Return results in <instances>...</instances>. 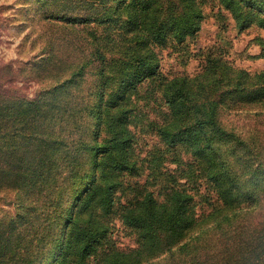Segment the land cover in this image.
Here are the masks:
<instances>
[{
    "label": "rangeland",
    "instance_id": "rangeland-1",
    "mask_svg": "<svg viewBox=\"0 0 264 264\" xmlns=\"http://www.w3.org/2000/svg\"><path fill=\"white\" fill-rule=\"evenodd\" d=\"M136 1L0 0V89L13 79L16 88L11 91L31 101L38 102L56 93L67 101L58 112L57 107L56 111H50V106L47 113L42 112L39 131L44 136L39 135V143L33 126L14 136L21 151L31 158V180H34L30 192L10 179L0 181V231L9 237L3 239L10 242L12 253L7 257L14 264L24 256L28 262L31 259V264H55L52 259L48 260L55 239L57 245L60 235L70 228L72 218L86 204V197L97 181L96 162L103 153L92 148L112 140L116 128L109 127L107 119L125 112L130 105H121L122 81L128 74L125 79L128 86L136 80L134 64L139 56L132 57L135 41L139 40L135 38L138 31L133 27ZM150 1L172 18H178L183 29L187 22L198 24L186 31L180 43L175 40L176 30L180 31L178 26L169 30L166 45L154 46L158 70L168 78L200 77L193 83L194 87L202 80L210 87L213 80L222 78L223 83L212 91L214 97L221 99L219 120L242 140L235 147L230 142L216 143L218 151L210 154L214 161L222 162L215 166L228 168L219 184L224 198L217 201V195L211 194L214 199L210 203L225 204L227 208L264 204V99L252 98L264 87V78L259 77L264 74V24L259 22V17L264 16L256 15L260 14L259 10L264 11V6L256 4L249 13V8L233 4L230 9L221 5L220 0ZM199 9L202 17L191 20ZM96 48L106 58H87L92 61L82 67ZM209 58H216L215 61L231 71L222 72L221 77L219 72L205 74ZM240 70L252 75L245 83L249 87L233 90L227 80L230 77L235 80ZM65 80L68 82L61 85ZM131 106L136 107L133 113H144H140L139 124H129L130 131L138 137L135 140L138 171L121 173L122 183L110 196L114 204L133 200L136 192L132 190H138L134 188L136 182L145 185L160 200L168 188L183 184L186 191L195 195L194 203L210 204L201 196L211 186L206 177L197 176L192 167H178L177 155L167 151L156 128L148 126L150 120L163 119L160 106L145 97H135ZM116 119L119 118L116 116ZM174 119L169 123L184 124L187 120L181 116ZM30 133L31 138L27 140L19 138L20 134L29 136ZM8 154L2 153L1 163L8 161ZM42 163L44 171L38 174L36 167ZM255 169L259 176L253 174ZM87 173L90 179L80 184L79 177ZM113 180L116 177L111 174L110 182ZM207 212H211L209 205ZM114 219L117 227L111 230L112 240L124 250L134 248V235L123 227L121 215L118 213ZM213 221L210 218L201 224L211 222L214 226ZM6 228L13 232H7ZM207 235L212 237L213 232ZM28 247L30 251L26 253Z\"/></svg>",
    "mask_w": 264,
    "mask_h": 264
},
{
    "label": "trees",
    "instance_id": "trees-1",
    "mask_svg": "<svg viewBox=\"0 0 264 264\" xmlns=\"http://www.w3.org/2000/svg\"><path fill=\"white\" fill-rule=\"evenodd\" d=\"M135 4L137 14L133 27L138 31L135 38L139 40L135 41V54L132 57L135 59L136 55L139 56L134 64L137 71L136 80L134 85L128 86L125 81L129 77L128 74L122 81L124 94L121 95V105H130L128 109L125 108V112L107 119V125L114 126L116 132L112 140L100 144L98 148H92L93 151L99 149L103 153L96 162L99 168L97 181L90 190V195L86 197V204L79 209L77 216L72 218L70 228L60 235L57 245L55 239L48 260L52 259L55 264H264V204H244L227 208L225 204L210 203L214 199L211 194L217 195V201L221 200V197L224 198L220 185L224 175L228 173L226 166H215L222 162L214 161L210 154L218 151V143L230 142L235 147L242 141L238 134L228 130L219 120L221 99L214 97L212 91L218 84L223 83L222 78L213 80L210 87L203 84V80L194 87L193 83L200 77H166L158 70L154 46L166 45L169 30L178 29L180 22L178 18H172L168 12L154 6L150 0H137ZM220 4L227 5L230 9L233 4H237L242 6V9L249 8L251 13L256 4L264 6V0H220ZM259 13L256 15L264 16L263 10H259ZM201 17L199 9L191 20ZM259 22L264 24V17H259ZM197 25L192 21L187 22L186 29L180 25V31L175 32V40L178 43L183 41L186 31L195 29ZM96 56L106 58L104 53L96 48L86 57L82 67L92 61L87 58L94 59ZM215 60L216 58H209L210 65L206 67L205 74L213 75L219 72L221 77L222 72L231 71L228 66ZM133 75L132 72L130 76ZM109 76L108 72V78ZM259 77L264 78V74ZM250 78L252 75L240 70L235 80L231 77L227 80V85H231L233 90L246 89L249 86L245 83ZM67 82L68 80H65L61 85ZM15 88L16 83L12 79L0 89V181L10 179L20 188L30 192L34 182L31 180V158L28 159L21 151L14 136L19 131L33 126L37 131L35 134L39 143V135L44 136L39 131L42 112H46L49 106L50 111H56L57 107L58 112L67 101L56 93L49 94L47 100L41 98L35 102L11 91ZM207 88L205 93H201V90ZM256 93L252 98L264 99V87L259 88ZM135 97H145L148 101H154V105L160 106L163 119L150 120L148 126L156 128L162 142L168 147L167 151L177 155L178 167H192L197 176L206 177L207 183L211 185L210 189L202 194L197 192L210 204L194 203L195 195L186 191L183 184L168 188L164 198L160 200L158 195L148 191L145 185L136 182L134 188L138 190H132L136 192L133 200L126 204H114V200L110 199L111 192L122 183L121 173L138 171L139 155L135 148V140H138V137L130 131L129 124H139L142 121L140 113H144H133L136 107L131 105ZM56 100L58 104L53 102ZM29 105L36 108L27 109ZM34 112L36 113L33 114ZM178 116L186 117V122L169 123L170 120L176 121L174 118ZM44 129L47 131V128ZM20 137L27 140L31 138V133L29 136L20 134ZM6 152L9 153L6 155L9 157L8 161L1 163L2 153ZM43 160L44 158L40 159L38 163ZM44 167V163L39 164L36 173L40 174ZM111 174L116 177L113 182H110ZM253 174L259 176L256 169ZM79 179L82 180L80 184H83L90 176L87 173ZM105 194L109 196H104ZM207 205L211 207L209 213ZM118 213L123 219V227L134 235L135 247L129 250L120 248L111 237V230L117 227L114 218ZM210 218H214V226L211 222L201 224ZM5 230L13 232L7 228ZM210 231L213 232L212 237L207 235ZM24 232H27V229ZM7 237L0 231V264H14L10 256L7 257L12 253L10 242L3 239ZM25 240L26 238L20 242ZM2 241L7 243L2 244ZM50 241L52 243L53 240L50 239L49 243ZM28 251L29 247L26 253ZM16 264H31V259L28 262L24 256Z\"/></svg>",
    "mask_w": 264,
    "mask_h": 264
}]
</instances>
